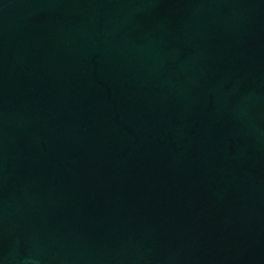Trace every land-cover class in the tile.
<instances>
[{"label":"water","instance_id":"water-1","mask_svg":"<svg viewBox=\"0 0 264 264\" xmlns=\"http://www.w3.org/2000/svg\"><path fill=\"white\" fill-rule=\"evenodd\" d=\"M0 264H264V0H0Z\"/></svg>","mask_w":264,"mask_h":264}]
</instances>
